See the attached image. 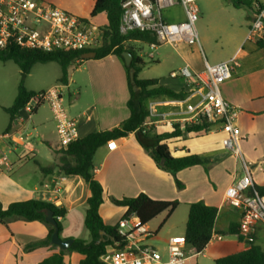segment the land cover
<instances>
[{
    "label": "crops",
    "instance_id": "0c3cea01",
    "mask_svg": "<svg viewBox=\"0 0 264 264\" xmlns=\"http://www.w3.org/2000/svg\"><path fill=\"white\" fill-rule=\"evenodd\" d=\"M255 15L253 13L247 16L248 22L243 36L239 35L232 44L230 41L225 42L227 50L221 54H217L210 46L212 38L208 37L204 42L206 51L203 45L200 51L199 48L186 43L177 46L161 44L154 51L153 59H148L156 63V66L164 65L165 72L156 77L143 79L139 77L146 72L143 68L138 78L158 80L159 84L176 92L185 91L189 96L183 101L170 100L166 97L149 100L148 105L154 104L158 116L147 118L143 124L145 127L143 133L133 132L123 140H116L117 146L112 150L108 149L107 145L97 150L93 176L104 188L100 214L106 225L116 227L127 213V208L115 206L111 199L121 200L145 194L154 200L177 201L179 205L170 216L167 213L163 214L166 217L164 223H169L181 210L186 217L185 228L183 234L170 232L169 241L174 236L185 235L189 206L202 201L218 209L214 230L217 233H225L222 234L224 235L222 242L227 239L228 242L225 244L232 248L236 243L235 252L230 254L238 253L248 246L237 237L227 234L231 225L238 226L240 223V212L224 203L225 193L234 180L245 174V170L242 159L237 158L223 146L224 133L215 127L205 135L191 133L185 138L161 142L168 145L172 157L191 154L211 160L207 167L200 165L176 173V178L184 185L182 189L178 188L170 173L155 163L151 151L156 145V135L170 133L173 125L182 126L192 121L186 107L188 103L194 104L198 101V98L191 96L189 83L182 77L172 78V73L180 71L185 66L190 67L194 73L201 72L204 70L205 62L218 64L235 56L233 76L221 86V92L227 102L240 110L238 124L242 137L241 153L252 174V188L256 185L264 186V48L258 47L257 40H246ZM163 18L170 24L186 21L180 4L166 8L163 11ZM129 45L136 52L139 47L149 49L141 42ZM142 60L144 61V58ZM1 70L0 67L2 77L4 73ZM31 72L32 69L25 81ZM61 73L54 83L41 89L30 88L27 85L25 87L29 91L38 92L59 85L63 97L68 92V107L64 106L70 117L80 118L87 115L79 121L81 138L92 132L120 127L130 117L129 74L125 62L120 57L111 54L100 60L95 58L77 60L74 66L69 68L67 84L59 82ZM43 106L45 105L36 110L32 118H29L28 113L22 109L17 118L10 123V115L5 109L11 105L0 101V204L7 208L17 201L43 200L59 208H65L67 216L61 219V237L66 240L90 241V234L84 224L87 200L91 193L89 183L80 176L57 177L56 170L47 174L42 171V168H55L60 160L56 124L53 120V130L50 131L49 120L42 110ZM9 125L10 131L28 136L31 141L30 152L21 154L20 150L13 149L8 141L2 138ZM146 227L153 236H156L149 224ZM256 231L255 243L264 250L263 226L258 224ZM48 234V228L40 221L28 222L17 218L8 226L0 223V264L42 263L58 253L60 248L51 244L26 251L25 247L30 243L43 241ZM208 246L203 255L209 250ZM225 248L227 245L220 247V250ZM227 255L229 254H218L215 261ZM163 257L166 259V256ZM82 259L83 255L73 252L65 257L64 264H81Z\"/></svg>",
    "mask_w": 264,
    "mask_h": 264
},
{
    "label": "built area",
    "instance_id": "2783aa9c",
    "mask_svg": "<svg viewBox=\"0 0 264 264\" xmlns=\"http://www.w3.org/2000/svg\"><path fill=\"white\" fill-rule=\"evenodd\" d=\"M198 0H122L120 32L127 35L132 31L150 33L157 42L148 44L151 52L146 53L139 47V58L153 59V53L161 44L177 46L186 43L202 51L198 34ZM180 4L186 15L183 23H169L163 18V11ZM264 10H259L252 22L247 41L259 40L264 36ZM103 40V30L98 24L88 19L75 16L51 2L43 0H0V50H25V52L60 53L80 52L99 48ZM145 45V43H143ZM236 57L231 60L211 64L205 62L204 70L194 73L185 66L172 73V78L182 77L189 83L191 96L198 98L194 104H187L186 110L196 122L203 115L213 122L214 127L224 133L223 146L237 158L242 159L245 174L234 180L225 193L224 203L240 212L239 234L242 242H256V226L264 228V195L253 189L252 174L242 156V137L238 124L240 110L227 102L221 92V86L233 76ZM61 86L36 92L23 110L32 118L43 104L49 106L57 129L59 150H66L68 145L81 139L79 121L86 118H71L64 107ZM150 116L157 117L154 104L148 105ZM21 154L30 152L31 141L21 133L7 131L2 136ZM117 146L114 140L107 144L112 150ZM120 241L109 245L101 256L105 264H180L191 256L198 255L186 251L185 235H177L169 240L167 259L154 247L146 245L153 234L138 216L133 213L122 218L118 225ZM221 234L213 233L211 241L220 242ZM199 254H203L202 252Z\"/></svg>",
    "mask_w": 264,
    "mask_h": 264
},
{
    "label": "trees",
    "instance_id": "16d2710c",
    "mask_svg": "<svg viewBox=\"0 0 264 264\" xmlns=\"http://www.w3.org/2000/svg\"><path fill=\"white\" fill-rule=\"evenodd\" d=\"M231 3L236 8H245L253 11L255 14L259 10H264V5L257 0H224ZM122 0H96L90 18H96L97 15L105 14L107 24L100 27L103 30V40L99 48L93 50H84L80 52H58V53H41V52H25V50L8 49L0 50L1 62H7L11 59L16 61L22 68V78L18 95L10 108L5 111L10 115V123L17 118L19 112L24 109L27 102L36 92L29 91L24 85V79L31 71L34 64L38 62H56L62 68L60 83L67 84L69 68L74 66L77 60H82V54L88 51H95V59L100 60L108 55H116L124 61L123 52H130L133 55V60L130 66H126L127 72L130 75L131 69L134 70V82L129 78L130 99L128 108L130 117L112 130L90 133L84 138L68 145L66 150H59L60 160L53 169H44V174L56 170L57 177L59 176H80L89 183L91 193L87 200V212L84 220L86 229L90 234L89 240L75 239L71 247L65 251L60 250L51 257L38 264H64L65 257L73 252H78L83 255L81 264H105L101 260V256L105 253L106 248L115 242L120 241L118 227L106 225L100 214V207L103 203L104 188L93 176L94 157L97 150L108 144L109 141H120L129 136L133 132L143 133L147 118L150 116L148 109V101L157 97H166L170 100H186L189 94L185 91L176 92L159 84L158 80H143L138 78L141 70L145 67L144 61L139 58L136 51L129 45L133 42L145 43V45L156 43V37L150 33L142 31H132L127 35H122L120 32L122 8ZM264 18V14H263ZM260 49L264 48V40L256 41ZM214 127L213 122H210L206 116H199L196 122H186L184 125H173V130L170 133H163L155 136L156 145L151 151V157L155 163L165 172L170 173L178 186L182 189L184 185L176 178V173L189 169L195 166L207 167L211 160L207 157L199 155H185L183 157H172L169 153V147L163 141L167 142L171 139L183 137L188 134L205 135ZM10 125L7 129L9 131ZM151 131V130H149ZM147 136V134H145ZM164 159V161H162ZM258 192L259 195H264V186L256 185L250 194ZM112 203L117 207L127 208V213L124 218L135 213L140 222L147 225L159 215L165 213L170 216L178 207L177 201L167 202L162 200H154L145 194L138 195L132 198H123L121 200L111 199ZM54 212L59 231L61 232V219L67 216L65 208H59L54 204L43 202V200H29L24 202H13L7 208L0 204V223L8 226L14 219L24 221H40L44 224L49 234L43 241L30 243L25 247L26 251L37 247L50 246L51 239L55 232V228L46 222L45 218L47 211ZM218 216L216 207L205 204L202 201L194 202L189 206L188 221L186 222V251L199 254L203 252L211 243L212 234L217 233L214 230L215 222ZM225 234V233H217ZM227 234L237 237L242 241L239 234V226L231 225ZM224 236V235H223ZM53 245V244H52ZM215 264H264V250L256 243L248 244V246L235 254H229L215 261Z\"/></svg>",
    "mask_w": 264,
    "mask_h": 264
},
{
    "label": "rangeland",
    "instance_id": "374dc122",
    "mask_svg": "<svg viewBox=\"0 0 264 264\" xmlns=\"http://www.w3.org/2000/svg\"><path fill=\"white\" fill-rule=\"evenodd\" d=\"M46 2H51V4L56 5L62 9H65L75 16L80 18H85L91 22L98 24V27H104L107 23L106 15L100 14L96 18H90L94 2L96 0H44ZM259 3L264 5V0H257ZM198 10H199V20L197 22L198 33L202 42V45L206 51L205 40L211 37V47L216 50L217 54H221L227 50L225 42L230 41L231 44L239 36H243L246 31V23L248 22L247 16L253 14L254 12L245 8H236L231 3L224 0H198ZM203 13V15H202ZM264 40V37H263ZM145 52H151L149 49L144 47ZM150 60V59H149ZM147 57L144 58L145 73H142L139 77L143 79H149L151 77H156V75H161L165 72V66L150 62ZM1 72L0 74V101L7 103L8 105H13L16 95H18V90L22 78V68L16 61L11 59L7 63H2L0 61ZM61 73V67L58 63H42L38 62L33 65L31 75L28 77L27 81L24 79V85L41 89L46 85L54 83L56 78ZM28 75V74H27ZM69 93L66 92L63 99H65L64 105L68 107L67 99ZM45 115L48 118V126L50 131L53 130L54 118L47 103L43 104ZM65 107V106H64ZM53 137V136H52ZM55 140V138H54ZM170 220L169 223H164L166 217L162 214L151 220L149 227L154 230L153 233L156 236H152L146 243V245L156 248L160 253L166 256L167 259V246L169 244L168 236L169 233H179L183 234L185 228L186 217L185 214L180 212ZM161 226V227H160ZM160 227V228H159ZM226 239V237H225ZM230 239V238H228ZM232 239V238H231ZM227 240V239H226ZM225 241H212L210 246H208V251L205 255L198 254L191 256L187 261L180 264H215V258L218 254L234 253V247H228L229 244ZM227 245V248L221 249L220 247ZM237 246V245H236ZM215 249V252H214ZM203 253V252H202Z\"/></svg>",
    "mask_w": 264,
    "mask_h": 264
},
{
    "label": "water",
    "instance_id": "95a60500",
    "mask_svg": "<svg viewBox=\"0 0 264 264\" xmlns=\"http://www.w3.org/2000/svg\"><path fill=\"white\" fill-rule=\"evenodd\" d=\"M95 55H96L95 51H88V52L83 53L81 57L83 59H91V58H94ZM122 57L124 59L125 65L130 66L133 60V55L130 52H123ZM134 76H135L134 70L131 69V72L129 75L131 82H134ZM162 161H164V159H162ZM45 220L46 222H48L50 225H52L55 228V232L51 239V243L53 245L58 246L60 250L67 251L71 247L73 243V239L66 240L61 237L59 227H58L56 220L54 219V212L52 210L47 211Z\"/></svg>",
    "mask_w": 264,
    "mask_h": 264
}]
</instances>
